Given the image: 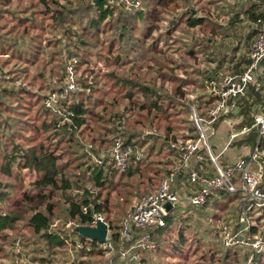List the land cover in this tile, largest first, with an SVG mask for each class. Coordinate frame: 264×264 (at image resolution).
<instances>
[{"label": "rangeland", "instance_id": "rangeland-1", "mask_svg": "<svg viewBox=\"0 0 264 264\" xmlns=\"http://www.w3.org/2000/svg\"><path fill=\"white\" fill-rule=\"evenodd\" d=\"M31 1L14 0L10 9L12 11L26 9L29 14L32 12L36 14L34 24L37 27L31 28L28 38L32 36L37 42L33 45V52L40 44L46 49L38 54L36 63L30 65L27 72L23 70L17 74L16 80L10 71L19 67L20 64L11 61L10 64L3 66L12 57V50H7V42L6 44L0 41V77H2L0 85L8 91L14 88L15 93H18L21 87L34 92L32 104L25 100L24 105L30 109L25 118L36 126L43 121V117L38 116L43 97L64 84L65 67L71 61L77 60V64L81 62L79 69L76 68L80 91L73 94L68 101L69 105L76 101H84L89 109V115L86 118L87 127L82 128L77 134L80 141L85 143L84 151L91 152L93 140L100 145L99 149L104 151L110 147L112 137L120 134L125 142L129 137H133L132 143H135L134 146L138 152V155L137 152L134 154L139 158L138 164L134 165L135 168L139 167L137 173L123 176L116 173L105 190L95 189L94 191L96 193L102 191L105 196L110 194L113 201L117 203L111 210L110 220L105 214H100L108 224L113 221V225H118L133 210L138 198L156 191L164 177L168 176V171L176 166L179 159V146L196 138L197 132L190 119V105L211 98L208 88L211 79L233 74L235 69L230 61L236 55L238 38L241 39L240 51L237 53V59L240 60L246 56L250 58L254 42L259 34H254L249 42L246 41L247 36L249 34L252 36L253 31L252 21L243 14L242 1L245 0H178L180 7L165 10L158 29L145 43L144 49L146 48L147 52L137 45L134 46L133 41L120 42L118 31L112 30L110 26L102 28L103 32L98 40L84 37L86 44L81 45L78 37L66 35L65 28L51 20V13L45 15L42 12L45 10L43 5H31L32 8H30V3H33ZM61 1L68 7H79L77 0ZM247 1L248 6L255 2V0ZM3 3V0H0V10L5 8L2 6ZM259 5L262 6L264 13V3L261 1ZM118 8L119 11L124 10L122 6ZM189 10L193 11L196 19H202L201 25L195 27L189 25V17L191 18V15H188ZM0 17V26L6 27L5 31L18 25V18H12L11 14L7 17L0 14ZM85 18H82L84 24L87 22ZM139 25L140 29L142 24L139 23ZM263 26L264 19L263 24L259 26L260 30ZM75 29L80 34V26L76 25ZM139 29L135 32L136 35L140 34ZM212 30L215 31V35L212 34ZM16 31L11 34L12 37ZM20 31H23V27ZM113 39L114 48L110 52V43ZM77 46L81 47L77 50L75 48ZM68 50L78 56L70 59ZM118 55H122L121 60H117ZM172 77L175 80L178 78L186 81L187 85L183 87L184 98L175 94L181 82L175 81ZM144 88L150 92L148 96L168 110L167 116L156 109L152 114L147 110H140V105L145 100ZM128 93H133L132 100L126 98ZM152 93H156V96H152ZM27 97L25 96L24 99ZM12 99V102L20 101ZM168 129H171L169 141L166 140ZM223 134L225 133L221 131L211 139V146L216 155H219L221 150L228 149L225 147L228 139ZM25 135L30 138L34 133ZM41 136L49 137V132ZM56 136L54 132L50 133V142H47V145L57 143L60 137ZM3 144V142L0 143V164L4 159ZM58 146L60 163L63 165L72 163L73 169L78 164L75 157L78 159L82 157L83 150L78 148L76 153L74 150L67 152L61 150L69 147L67 139L60 142ZM63 151L65 152L62 154ZM236 155L235 149L230 148L225 157L233 162ZM88 179L89 183L91 180ZM24 183L17 188L24 187V192L33 191L31 187L24 186ZM10 184L13 183L10 182ZM183 189L189 193L185 187V179L181 183V190ZM70 192L72 194V191ZM131 195L132 198L128 197ZM20 196L21 190L12 195L11 203L13 204V200ZM121 198L129 199V203H123L119 207V203H122ZM64 200L60 193L52 200V203L58 206L59 214L65 212ZM222 209L215 207L214 203L206 208L184 206L181 209L182 212L177 214L179 216L177 223L170 227L168 233H163L161 236L155 235L154 248L141 256L138 253L135 254V256L139 255L137 260L140 261L141 257H146L149 264H264V249L257 252L252 247L244 245L233 249L225 248L221 226H229L232 230L241 228L238 224L239 201ZM65 215L62 213L55 218L67 219ZM187 217H190L189 221L186 220ZM26 223L20 222L14 231L9 232L7 240L0 239V245L4 248V251L0 252V264H45L48 259L52 260V264H57L59 259L66 256L63 250L67 248L66 246L62 245L61 248L56 245L48 250L45 246L46 242L40 235H35ZM181 229L185 231L188 240L183 246V253H175L173 247L179 240L178 231ZM259 230L254 228L252 235L259 234ZM144 232L146 231H141V233ZM54 240L57 242L59 238L55 237ZM137 249L141 248L135 250ZM84 256L86 263L82 260L81 264H104L105 261L104 257L94 252L88 254L85 251ZM112 259L115 264L122 262L118 254H114Z\"/></svg>", "mask_w": 264, "mask_h": 264}, {"label": "trees", "instance_id": "trees-1", "mask_svg": "<svg viewBox=\"0 0 264 264\" xmlns=\"http://www.w3.org/2000/svg\"><path fill=\"white\" fill-rule=\"evenodd\" d=\"M77 1L79 2V7H68V5H66V3L63 4L61 0H32L31 2L33 3H30V8H32L31 5H43L45 10H42V12L45 15L51 13V20L57 25H62L65 28L66 35L70 34L78 37L79 44L81 45L86 44L85 40H83L84 37L98 40L100 34L103 32L102 28L110 26L112 30L116 29L118 31L120 42L129 43V41H133L134 46L137 45L147 52L146 48L144 49L145 43L158 29V25L162 21L165 10H171L172 8L178 9L180 7L178 0H140L142 4L141 7L135 14H131L124 10L119 11L118 7L121 6L117 0L112 3L104 1L98 5H94L93 0ZM261 1L264 3V0H255V2L250 3L249 6L247 0L242 1V8L244 9L243 14L252 21V36H254V34H260L259 26L263 24L264 13L262 11V6L259 5ZM3 2L2 6H5V8L0 10V14L6 17L8 14H11L13 15L12 18H18L19 21L17 26L14 25L8 31L4 30L6 27L3 28L0 26V41L4 43L7 42V50H12V57L8 59L3 66L10 64L11 61H16V64H20L19 67L13 68V70L10 71L17 80V74L23 70V72H27L29 66L36 63L38 54L43 53L42 51L45 50L46 47H42V44L37 45V50L33 52V45L37 42L34 41V37L32 36L28 38L31 28L37 27V25L34 24L36 14L33 12L29 14L26 9H16L12 11L10 6L13 4L14 0H3ZM246 6L248 7L246 8ZM24 15H26V17H24ZM188 15H191L188 21L191 27L202 24V19H196L193 16L192 10L188 11ZM83 17H86V24H84L82 20ZM139 23L142 24L140 29ZM232 24L235 25L233 22ZM76 25L80 26V34L75 29ZM22 27L23 31L21 32L20 28ZM138 29L141 31L139 35H136L135 32ZM15 31L16 33L13 35L14 37H12L11 34ZM212 34L215 35L214 30H212ZM10 35L11 37H9ZM252 36L248 35L246 41L249 42ZM38 38L39 37H37V39ZM240 41L241 39L238 38L237 47L235 49L236 55H234V58L230 61L235 69L232 75L242 73L245 67L251 62L250 58H247V56L242 57L240 60L237 59V53L240 51L239 47L241 46ZM207 43L210 44V41L207 40ZM80 47L81 46H77L75 48L78 50ZM113 48L114 39L110 43V52L113 51ZM68 53L71 57L70 59L78 56V54L70 50H68ZM190 55L192 56V53ZM121 58L122 55H118L117 60H121ZM80 64L81 62L77 64L76 68L79 69ZM241 67L243 68L240 70ZM18 69L20 70L18 71ZM65 69L67 70V66ZM172 73L174 72L172 71ZM1 78L2 77H0V81ZM172 79L175 80L173 77ZM175 81L181 82L175 94L184 98L185 93L183 87L187 85L186 81H182L178 78ZM58 89L59 88L52 91ZM143 90L145 100L140 105V110H147L152 114L156 109L159 113L167 116L168 110L159 105L156 100L154 101L151 96H148V93H150L148 89L144 88ZM25 96H28L27 99H24ZM152 96H156V93H152ZM33 97L34 92L29 91V89L25 87H21L19 92L15 93L14 88L12 91H8V89L0 85V143H4L2 150L4 159L0 164V239H2V241L7 240L10 231H14L20 222H27V226L32 229L35 235H40L46 242L45 246H47L48 250H51L56 245L61 248L63 247L60 241L55 242V237L47 233L50 223L55 217L60 216L62 213H65L67 218L76 220L80 225L92 226V217L90 215H84L83 208L89 203H93L96 207L95 211L105 214L107 219L110 220L111 210L116 207L117 203L113 201L110 194L105 196L102 191L97 193L94 191L95 189L105 190L108 182L114 178L116 173L122 176L137 173L139 167L135 168L134 165L138 164L139 158L133 155L130 159L129 167L125 172L116 170L114 164L108 160L105 161L104 165H98L93 160L90 153L100 157L102 153L101 149H99L100 145L93 140V144H91L93 148L91 152L88 153L84 151L85 143L80 141L77 135L82 128L87 127L86 118L89 115V109L84 101H76L66 106L65 112H70L72 115L69 117V121L64 124L61 123L63 118L45 109L42 101V107L38 111V116L43 117V121L39 125L34 126L33 122L25 118V115L28 114L30 109L27 105H24L25 100L32 104ZM12 98L20 101L12 102ZM126 98L132 100L133 93H128ZM261 100V96L257 92H252L248 97L237 99L235 101L236 107L234 111L221 118L213 125L215 132L219 131L221 133L222 131L225 133L223 135L228 139L225 147L234 148L235 153H237L236 156L238 158L245 156L247 161L251 159V154L256 147L259 148L260 152H264V136H260L255 126L254 118L257 113L255 104ZM213 103L214 99L211 98L206 99V101L202 100L201 103H198L200 112H202L203 116H205L206 108L212 106ZM132 104L135 105L133 102ZM232 120L239 122L237 130L241 131L243 128L249 127L250 133L247 136H242L236 141L231 142L229 124ZM170 130L171 129H168L167 141L170 140ZM48 132L49 137L50 133L54 132L57 135L56 137H60V140L57 143H49V145H47V142H50L49 137L43 138L41 135L45 136ZM29 133H34V135L30 138L25 137V134ZM65 139H67L69 147L61 150H65L66 152L74 150L75 153L78 148L83 150L82 157H79V159L75 157V161L78 162V164L75 165L73 169L72 163H67L65 165L60 163L58 145ZM132 141L133 137H129L126 142H124L126 146L135 147V143H132ZM65 151H63L62 154ZM225 154V150H221L219 155H217L222 166H228L230 163V161L226 159ZM72 160L74 159L72 158ZM193 164L197 168H200L201 165L205 169L208 167L206 163H197L194 161ZM256 167L257 163L252 162V169L255 170ZM174 168L168 171V175L173 172ZM88 178L91 180L89 183ZM25 180L26 183H24ZM10 182L13 184H10ZM23 183L24 186L27 185L26 187H31L33 191L24 192V187L18 189V185L23 186ZM89 187H91V189H89ZM92 188L94 189L92 190ZM76 189H81L83 193L73 198L70 191ZM19 190H21V196L13 200L12 204V195ZM59 193L63 199H65L64 205L66 207L65 212L63 211L61 214L57 213L58 206L52 203V200ZM130 194L133 195V193ZM132 195L128 197L132 198ZM142 197H139L138 201ZM120 200L122 203H119V207H121L123 203H129V199L121 198ZM240 200L242 201V195L240 193L232 195L226 191H217L210 195L207 203L201 207L206 208V206L214 203L215 207H220L222 209V207L227 208L229 204H234L236 201H239V205H241ZM11 206L14 207L11 208ZM184 206L186 207V205H180L179 210L166 219V226L164 228H157L150 232L154 243L155 235L161 236L163 233H168L170 227L174 223H177L176 221L179 217L177 214L182 212L181 209L184 208ZM186 220L189 221L190 217H187ZM109 226L111 238L118 244L120 241L122 222L118 225H113V221H110ZM178 235L179 240L174 243L175 247H173V250L175 253H183V246L188 239L186 238L185 231L182 229L178 231ZM92 245V247H95L97 242L93 241ZM1 251H4L3 245H0V252ZM147 251V249H137L133 251V255L138 253L141 256ZM145 258L146 257H141L140 261L130 260V264H149Z\"/></svg>", "mask_w": 264, "mask_h": 264}, {"label": "built area", "instance_id": "built-area-1", "mask_svg": "<svg viewBox=\"0 0 264 264\" xmlns=\"http://www.w3.org/2000/svg\"><path fill=\"white\" fill-rule=\"evenodd\" d=\"M117 2L131 14H135L142 5L140 0H117ZM250 60V64L242 73L210 80L209 95L214 99V103L206 108L205 116L200 112L198 103L190 105V119L197 132L196 138L179 146V159L173 172L161 181L156 191L144 195L135 204L133 210L123 218L118 244L111 238L107 220L95 211L96 207L93 203L83 208V214L92 217V226L87 227H96L98 222L108 225L109 232L104 243L96 241L97 245L92 247L94 240L83 237L77 231L78 227L84 225H80L76 220L59 217L50 223L47 233L59 238L63 246L67 247L63 249L66 256L59 259L57 264H81L86 259L85 251L88 254L94 252L104 257V264H115L112 259L114 254H118L122 259L120 264H129L131 258L137 260L139 257L132 255L136 248L147 250L154 248L155 243L150 232L164 228L166 219L174 215L180 205L201 207L207 203L209 196L217 191L242 195L238 217L241 228L232 230L229 226H221L225 248L233 249L244 245L252 247L257 252L264 249V152H260L256 147L249 161L244 156L230 162L228 166H222L211 146L213 125L234 111L237 99L248 97L252 92L259 93L262 99L255 104L257 113L254 118L260 136H264V26L254 42ZM76 64L77 60H73L67 65L64 84L58 90L48 93L43 100L45 109L63 118L62 124L69 121L72 115L70 112H65L69 98L80 91ZM238 124L235 120L229 124L231 142L250 133L249 127L241 131L237 130ZM136 152V147L125 145L120 134L112 137L110 147L104 149L100 157L91 154L88 150L98 165H104L108 160L119 172L128 169L130 159ZM194 161L206 163L207 169L202 165L197 168L193 164ZM252 162L257 163L255 170L252 169ZM184 179L189 193L185 189L181 190ZM82 193L81 189H76L71 195L75 198ZM168 205H171L170 209ZM254 228L261 230L259 234L252 235ZM141 231L146 232L141 233ZM51 262L52 260L48 259L45 264H52Z\"/></svg>", "mask_w": 264, "mask_h": 264}, {"label": "water", "instance_id": "water-1", "mask_svg": "<svg viewBox=\"0 0 264 264\" xmlns=\"http://www.w3.org/2000/svg\"><path fill=\"white\" fill-rule=\"evenodd\" d=\"M104 1L113 2V0H93V4L98 5ZM167 207L170 209L171 205H168ZM77 231L85 238L104 243L109 232V227L106 223L98 222L96 227L81 226L77 228Z\"/></svg>", "mask_w": 264, "mask_h": 264}, {"label": "crops", "instance_id": "crops-1", "mask_svg": "<svg viewBox=\"0 0 264 264\" xmlns=\"http://www.w3.org/2000/svg\"><path fill=\"white\" fill-rule=\"evenodd\" d=\"M257 27V26H256ZM261 31V30H260ZM250 35V34H249ZM253 35V34H252ZM254 36H252V38H253ZM246 68V67H245ZM245 70V69H244ZM238 122V121H237ZM239 123V122H238ZM218 133H220L219 131L218 132H215V134H213L212 135V137H211V139L213 138V136H215V135H217ZM229 150H230V147H228V149L227 150H225V153L226 152H229ZM238 158V157H237ZM236 159V158H235Z\"/></svg>", "mask_w": 264, "mask_h": 264}]
</instances>
